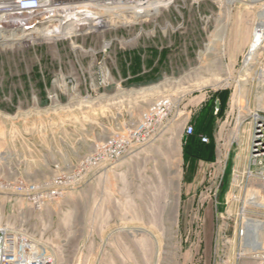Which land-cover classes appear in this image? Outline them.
Instances as JSON below:
<instances>
[{"label": "rangeland", "instance_id": "obj_1", "mask_svg": "<svg viewBox=\"0 0 264 264\" xmlns=\"http://www.w3.org/2000/svg\"><path fill=\"white\" fill-rule=\"evenodd\" d=\"M173 1L148 22L85 31L71 44L0 41V227L41 239L53 264H264L242 251L240 213L248 198L264 202V183L247 176L251 116H264V48L245 63L264 0ZM202 71L213 75L203 85ZM219 91L222 163L200 165L191 185L183 127ZM161 99L166 119L133 137ZM111 141L125 154L93 164ZM216 169L223 180L210 198ZM56 178L68 186L54 199L45 188ZM20 183L43 188L40 211L15 195ZM245 210L264 220L261 207Z\"/></svg>", "mask_w": 264, "mask_h": 264}, {"label": "built area", "instance_id": "obj_2", "mask_svg": "<svg viewBox=\"0 0 264 264\" xmlns=\"http://www.w3.org/2000/svg\"><path fill=\"white\" fill-rule=\"evenodd\" d=\"M147 4L148 0H0V41L4 40V44L21 42L27 47L41 41H69L71 44L75 37L85 31L86 33H103L115 28H127L130 24L139 25L148 22L153 18L140 17L145 14ZM163 11L165 10L157 16ZM100 20L106 22V27L103 26L104 24H98ZM72 24L77 29L75 36L63 38L61 31ZM258 31L256 27L255 32ZM43 32H49L51 36L49 40L41 39L40 35ZM253 41L254 38H252ZM103 46L105 52L110 46V41L104 42ZM263 46L264 41L258 45V50L263 49ZM261 74H264V71ZM169 106V102L164 99L153 103L143 115V120L133 137L147 133L152 130L154 124L164 121L168 115ZM251 124L248 162L249 167L255 169V172L253 174L248 169L247 176H256L264 183V116L253 114ZM192 133L193 127L188 120L183 127V138L191 136ZM138 137L135 140L141 143L143 139L139 141ZM200 140L204 144L208 142L206 137ZM101 150L98 149V152ZM125 152L126 146L123 142L111 141L108 154L96 152L92 163L95 164L104 159L113 161ZM221 163L219 156L212 168L220 167ZM218 172L217 169L208 171V178L211 181L210 198L216 197L222 184L224 169L221 174ZM67 186V181L56 178L45 189L49 192L53 191L50 196L57 199L63 196L62 189ZM42 189L37 185L20 183L14 187V193L23 198L31 210L38 212L45 202ZM0 190H5V187L0 185ZM45 245V242L38 240L34 235H27L26 232L15 230L11 226H2L0 227V264H53L52 256Z\"/></svg>", "mask_w": 264, "mask_h": 264}, {"label": "crops", "instance_id": "obj_3", "mask_svg": "<svg viewBox=\"0 0 264 264\" xmlns=\"http://www.w3.org/2000/svg\"><path fill=\"white\" fill-rule=\"evenodd\" d=\"M239 0H234L232 4H226V0H224V4L227 6H231L238 2ZM243 2H250L251 0H241ZM262 0H253L252 3H259ZM260 13V12H259ZM259 17V14H258ZM157 54H160V51H156ZM166 53V51H163ZM210 96L207 97L205 100L198 101L200 106L198 110L193 114L191 117V124H193L195 128V132L198 133L200 139L202 137H206L208 141L213 143L214 152H213V159L210 162H203L198 161L195 169L193 172H188L187 168H185V179L190 182V184L197 183L198 180V173H199V166L203 165L204 167L212 168V166L216 163L219 157V150H218V135H217V118H216V103L217 100H214L215 107L210 105L208 102ZM189 173V174H188ZM261 191H263L261 189ZM227 201V200H226ZM256 207H261L264 209V202L253 199H247L244 202V206L241 208V217L243 222V233H242V245H243V252L250 253L254 255V257H262L264 255V220L259 219H252L246 216L245 206H253L254 204ZM241 251V252H242ZM242 252V253H243ZM244 254V253H243Z\"/></svg>", "mask_w": 264, "mask_h": 264}, {"label": "trees", "instance_id": "obj_4", "mask_svg": "<svg viewBox=\"0 0 264 264\" xmlns=\"http://www.w3.org/2000/svg\"><path fill=\"white\" fill-rule=\"evenodd\" d=\"M134 61L136 62L135 67H139L140 58L135 56ZM224 93L225 92L221 91L216 92L210 97L208 101L210 102V105L215 107V103H213V101L217 100L219 106L216 109V118L223 115V110L225 107V98L223 95L226 94ZM213 152V143L211 141H208L206 144L202 143L198 133L193 130L192 135L186 137V140L182 145L184 168H187L188 172H193L198 161L210 162L213 159Z\"/></svg>", "mask_w": 264, "mask_h": 264}, {"label": "bare ground", "instance_id": "obj_5", "mask_svg": "<svg viewBox=\"0 0 264 264\" xmlns=\"http://www.w3.org/2000/svg\"><path fill=\"white\" fill-rule=\"evenodd\" d=\"M233 1L234 0H226V4H232ZM172 2H173V0H148V4L145 8V14L140 16V17H145V18L153 17V16L157 15L158 13H160L162 10H167L169 5ZM97 14H98V16H100L99 13H97ZM100 17H102V16H100ZM259 20L261 21L260 24L257 25L259 31L254 32V34H253L254 41L251 43L249 51L247 52V55L245 58V63L249 62L252 59V57L259 51L258 45H260L264 41V7L259 13ZM98 24L99 25L104 24L103 26L106 27V22H103V21L101 22V20L98 22ZM75 30H77L75 25H73V24L68 25L66 28H64L61 31V34H62V36L64 34V37L67 39V37H70L72 35L71 33L76 32ZM41 35H43L44 38L49 39V32H43V33H41ZM263 48H264V46H263ZM202 72H198L194 76L198 80L202 81L201 85H203V83L207 82V80L204 81V79H203V77H201V75L208 76V77L213 76L211 73H209L207 71H202Z\"/></svg>", "mask_w": 264, "mask_h": 264}, {"label": "water", "instance_id": "obj_6", "mask_svg": "<svg viewBox=\"0 0 264 264\" xmlns=\"http://www.w3.org/2000/svg\"><path fill=\"white\" fill-rule=\"evenodd\" d=\"M218 106H219L218 103H216V108H218ZM183 139L186 140V138H183Z\"/></svg>", "mask_w": 264, "mask_h": 264}]
</instances>
